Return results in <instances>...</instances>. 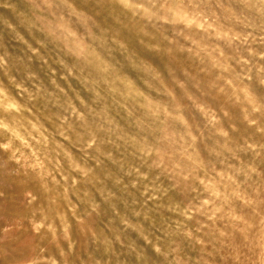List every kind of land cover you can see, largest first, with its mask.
Masks as SVG:
<instances>
[{"label": "clouds", "instance_id": "obj_1", "mask_svg": "<svg viewBox=\"0 0 264 264\" xmlns=\"http://www.w3.org/2000/svg\"><path fill=\"white\" fill-rule=\"evenodd\" d=\"M112 3L122 14L139 21L180 25L182 31L203 34L214 41L211 46L193 41L200 66L196 74H212L211 90L226 103L238 106L240 123L250 130L249 134L241 145L235 146L232 134L239 128L235 123L225 127L229 112L217 113L199 97L186 92L185 99L216 137L214 148L205 157L199 147L205 130L185 114L162 74L140 64L146 78L143 87L136 85L112 67L95 47L76 38L64 17L59 16L49 28L50 36L66 47L71 38L69 53L101 70L98 86H102L110 104L122 107L130 117L136 109H144L146 115L156 117L151 122L153 128L159 122H171L172 127L161 131L158 142L135 141L118 131L109 114L104 116L103 123L94 121L89 109L78 108L74 98L53 81L67 109L65 115L56 117L57 122L50 129L45 123L49 117L33 111L18 91L0 86V168L10 172L23 188L21 210L12 222L0 226V236L10 238L11 242L20 236L29 240L27 251L6 259L5 264H99L98 260L80 257L72 229L74 223L83 225L86 215L97 210L98 204L89 198L86 185L95 178L96 169L104 160L113 159L111 147L105 150L104 146L117 144L131 147L138 163L130 165V171L143 185L144 192L150 193L148 200L159 202L167 195L150 179L151 171L157 176L166 175L174 186H187L193 194L189 205L170 208L182 219L168 234L188 241L198 249L199 257L192 259L174 241H153L144 235L163 264H216L217 257L225 264H264V171L237 156L238 151L264 156V100L251 88L253 80L264 83V0ZM60 6L71 9V15H80L66 0H54L48 8ZM7 67V57H0V68ZM68 74L73 75L70 69ZM184 75L191 78L194 73ZM8 83L15 90L22 87L13 77ZM173 83L181 89L186 87L184 80ZM151 91L164 92L170 99L169 105L157 107L150 102ZM24 93L32 99L27 89ZM80 104L83 105L82 100ZM89 158L94 166H89ZM141 167L146 171H141ZM241 175L244 183L238 179ZM247 182L255 184L256 189L249 192ZM245 210H250L252 216H246ZM122 223L127 226V221ZM236 233L245 239L243 250L232 243ZM92 236L97 238L95 233ZM106 251H111L110 241Z\"/></svg>", "mask_w": 264, "mask_h": 264}, {"label": "rangeland", "instance_id": "obj_2", "mask_svg": "<svg viewBox=\"0 0 264 264\" xmlns=\"http://www.w3.org/2000/svg\"><path fill=\"white\" fill-rule=\"evenodd\" d=\"M54 0H0V57H7V69L0 68V86L23 95L26 103L32 106L38 115L49 117L45 121L51 129L57 116L66 114L67 106L63 96L57 92L55 85L73 97L78 108L90 110L92 119L103 123L109 114L117 125L118 131L131 136L135 141L145 140L158 142L159 135L165 127H172L159 122L153 128L152 121L156 117L145 114L144 109L135 110L134 116L125 113L122 107L110 104L106 99L102 86H98L103 73L94 64L71 55L63 42L55 41L49 34L59 16H63L76 38L95 47L122 75H127L136 85L143 87L145 73L138 67L143 64L163 75L169 86L173 88L177 102L185 114L197 126L205 130L200 143V152L207 157L215 145L216 137L207 128L206 121L196 112L191 103L185 99V93L199 97L217 113L229 112V123L238 125L234 132V145L239 146L247 138L249 131L240 123V112L236 105H230L211 90L212 74H196L200 72L199 58L196 55L197 41L200 45L211 46L214 41L207 36L181 29L176 24L147 23L122 14L115 8L112 0H66L79 16L71 15V9L60 6L48 8ZM59 3L60 0H55ZM139 2V0H138ZM163 2V0H161ZM171 40V42H170ZM225 47H227L225 45ZM69 69L73 75H69ZM192 72L191 78L184 75ZM22 85L15 90L9 84V78ZM184 80L185 89L175 86L173 81ZM55 81V85L53 84ZM251 88L256 96L264 100V83L253 80ZM24 89L32 93V99L24 93ZM147 91V90H146ZM139 94V93H138ZM79 98L76 100L75 98ZM150 102L157 107L169 105V97L162 91H151ZM83 101V105L80 104ZM258 139V138H257ZM111 147L113 159L104 160L96 169V176L86 187L89 198L98 204L95 212L86 215L83 225L73 224L72 238L82 258L98 260L99 264H163L144 240V235L155 241L164 239L174 241L192 259L199 257L197 248L180 236H170L169 230L182 218L170 211L179 205L187 206L193 202V194L187 186L176 185L166 175L157 176L155 171L149 172L150 179L167 191L166 197L159 202L148 200L150 193L144 192L130 165L137 164L131 147L127 144ZM75 151V149H73ZM78 156L81 153H76ZM237 156L245 163H252L264 171V156L255 157L252 153L237 152ZM89 166L94 161L88 159ZM141 171H146L141 167ZM238 179L244 183L241 175ZM133 183L136 187H133ZM245 186L251 192L256 185L247 182ZM264 191V189H262ZM23 188L16 178L5 169L0 168V226L13 221L22 206ZM246 216H252L245 210ZM254 219V217H253ZM122 221H127L125 226ZM92 233L96 234V239ZM111 251H106L108 242ZM232 243L243 250L246 246L240 233L233 236ZM29 246V240L20 236L15 242L0 236V264L23 255ZM7 252L5 257L4 253ZM76 264H81L77 261ZM216 264H225L219 257Z\"/></svg>", "mask_w": 264, "mask_h": 264}]
</instances>
